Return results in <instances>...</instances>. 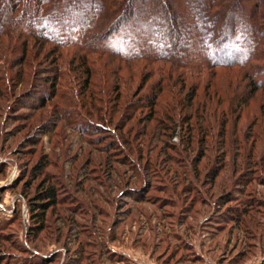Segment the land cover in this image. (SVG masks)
Wrapping results in <instances>:
<instances>
[{
    "label": "rangeland",
    "instance_id": "rangeland-1",
    "mask_svg": "<svg viewBox=\"0 0 264 264\" xmlns=\"http://www.w3.org/2000/svg\"><path fill=\"white\" fill-rule=\"evenodd\" d=\"M52 49L30 66L0 56V264H264V91L242 108L249 90L237 82L218 105L205 98L207 77L168 67L162 88L185 96L184 106L163 91L152 111L114 128L68 65L82 54L45 55ZM129 67L136 79L151 76L131 95L157 88L159 66ZM50 187L53 206L39 198Z\"/></svg>",
    "mask_w": 264,
    "mask_h": 264
},
{
    "label": "trees",
    "instance_id": "trees-1",
    "mask_svg": "<svg viewBox=\"0 0 264 264\" xmlns=\"http://www.w3.org/2000/svg\"><path fill=\"white\" fill-rule=\"evenodd\" d=\"M46 46L53 48L45 54L49 57L64 50L82 54L68 65L77 69L78 88L83 89L92 111L103 116L99 120L104 126L117 128L120 122H131L139 111H152L163 91L178 100V107L184 106L185 96L174 95L170 87L162 88L171 78L168 67L195 80L207 77V88L213 90L206 91L205 98H219L218 105L226 103L238 82L239 88L249 90L243 94L249 97L238 101L243 108L264 91V0H0V56L6 58L4 62L30 66ZM92 56L103 61L98 69ZM137 63L145 69L159 66L161 80L157 88L147 93L142 89V95L135 97L131 86L136 83L145 88L151 77L140 72L136 79L129 66ZM61 66L58 61L53 91L63 76ZM198 91L194 88L186 94L190 106ZM130 95L140 97L135 101L141 104L130 102ZM169 109L176 111L174 105ZM180 116L190 123L194 114L186 108ZM168 118L173 120V116ZM42 194L39 198L55 204L54 188ZM38 205L42 208L44 203ZM44 213L34 216L37 224L43 222Z\"/></svg>",
    "mask_w": 264,
    "mask_h": 264
}]
</instances>
